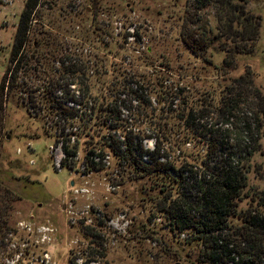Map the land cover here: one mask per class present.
<instances>
[{"label":"rangeland","instance_id":"rangeland-1","mask_svg":"<svg viewBox=\"0 0 264 264\" xmlns=\"http://www.w3.org/2000/svg\"><path fill=\"white\" fill-rule=\"evenodd\" d=\"M27 1L0 0V82L9 67L18 66L12 71L14 85L4 96L0 113V240L19 222L32 221L55 229L47 246L50 264H203L197 241L179 235L159 215L157 194L164 183L110 158L101 146L106 133L97 125L76 137L74 132L79 131L70 128L65 133L71 136L43 134L47 110L41 92L50 86L63 88L82 103L88 96L105 93L129 130L141 138L157 136L161 153L179 163L183 154L169 147L158 130L168 121L163 110L170 107L176 114L204 104L210 115L206 121L216 123L219 115L213 107L225 87L233 86L247 68L254 74L252 82L240 85L244 90L235 87L232 97L252 99L253 88L264 95V0H247V9L262 19L260 37L249 55L227 53L233 45L218 35L214 9L198 10L195 0H105L91 15L84 13L88 0H37L17 60L11 62ZM183 29L195 39L205 35L210 44L203 52L206 61L184 46L179 35ZM42 39L45 48L37 46ZM225 56H233L232 65L217 71ZM71 66L78 70L73 84L65 71ZM80 71L88 74L85 80ZM125 82L133 89L144 88L146 104L128 95L110 97L106 89L121 92ZM45 121L51 122V117ZM114 135L121 138L119 133ZM64 141L77 145V157L68 160L71 168H60L58 163L65 158ZM259 143L239 209L264 194V135ZM142 146L152 149L154 140L142 139ZM99 148L105 153L104 170L85 172V154L98 153ZM4 247L0 245V253Z\"/></svg>","mask_w":264,"mask_h":264},{"label":"trees","instance_id":"trees-1","mask_svg":"<svg viewBox=\"0 0 264 264\" xmlns=\"http://www.w3.org/2000/svg\"><path fill=\"white\" fill-rule=\"evenodd\" d=\"M103 2L105 0H88L89 4L84 8V13L91 15L93 8ZM195 2L198 10L205 6H212L214 9L218 35L233 45L226 50L228 54L234 52L249 55L253 52L254 45L260 37L262 19L247 9V0H195ZM36 4L37 0H28L21 13L18 33L11 52V62L17 60L30 28L29 20ZM179 35L191 55L206 61L202 58L203 52L210 44L204 34L195 39L192 33L189 34L183 29ZM42 45L43 48L47 46L45 39L37 43V46ZM105 49L103 47V50ZM79 51L82 53V48ZM232 58L233 56H230V59L225 56L221 65L215 69L227 70L233 63ZM17 68L18 66L9 67L0 82V113L4 106V96L9 94V89L14 85L12 71ZM72 69L73 66L66 68L65 71L71 79L70 83L73 84L78 70L74 72ZM79 74L81 79H86L83 76L87 73L80 71ZM252 75L254 74L247 68L243 75L234 79L233 86L225 87L217 106L213 107L214 112L219 115L216 123L206 121L210 115L205 112L204 104V107L200 106L201 108L190 106L180 109V112H175L176 114L170 112V107L163 110L162 115L168 121L161 123L158 130L169 147L183 154L179 163L167 160L166 155L161 153L162 148L159 146L157 136L144 135L145 137L141 138L140 134H134L129 130L122 123L120 115L117 116L119 110L112 108L114 101L108 102L103 92L100 94L101 97L88 96L83 104L78 102L75 94L64 92L63 88L50 86L43 89L41 92L45 100L43 105L47 110L46 116L42 117L43 134L71 136V133L67 135L65 133L70 128L79 131L74 132L76 137L81 136V131H88L91 127L94 129L97 125L106 133L104 135L106 141L101 143V146L108 150L110 158H115L119 165L128 166L141 176L159 179L164 183L160 184L162 188L157 194L161 204L159 215L168 220L179 235H187L190 241H197L203 264H264V194L258 200L253 199L254 204L248 208L239 209V202L243 201V193L248 187L247 173L251 167L252 157L260 150L259 141L264 135V95L259 88L252 89V99L234 98L231 95L235 87L242 88L240 85L244 82H252ZM92 76H95L93 72ZM122 87L123 90L115 94L113 92L117 89L109 87L106 91L112 95L110 97L128 95L146 104L144 88L137 85V89H133L128 87L126 82ZM85 91L88 94L89 89L86 88ZM62 98L65 101H62ZM103 99L107 103H104ZM69 103L75 104L78 108L69 106ZM208 105L212 107V102ZM86 111L90 114L88 115ZM48 116L51 117V122L45 121ZM116 116L114 120L117 123L112 124ZM94 121L96 122L92 124ZM114 133H119L121 138ZM142 139L154 140V147L152 149L143 147ZM62 149L65 158L61 160L60 168H71L68 160L77 157V145L70 146L64 141ZM103 149L99 148L98 153L90 150L85 154V172L104 170ZM4 238L0 240V245Z\"/></svg>","mask_w":264,"mask_h":264},{"label":"built area","instance_id":"built-area-1","mask_svg":"<svg viewBox=\"0 0 264 264\" xmlns=\"http://www.w3.org/2000/svg\"><path fill=\"white\" fill-rule=\"evenodd\" d=\"M119 35L120 33L116 34ZM60 162L61 160L59 165ZM54 233L55 229L47 224L38 226L32 221L19 222L1 244L5 246L0 253L2 263L50 264L52 258L47 246L52 242Z\"/></svg>","mask_w":264,"mask_h":264}]
</instances>
